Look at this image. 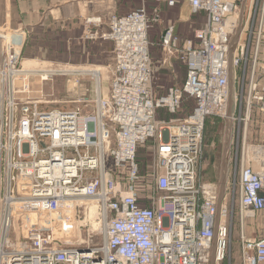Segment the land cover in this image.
<instances>
[{
    "label": "built area",
    "instance_id": "obj_1",
    "mask_svg": "<svg viewBox=\"0 0 264 264\" xmlns=\"http://www.w3.org/2000/svg\"><path fill=\"white\" fill-rule=\"evenodd\" d=\"M165 1L204 15L176 48L183 83L154 96L147 12L113 13L107 31L85 35L113 44L110 92L88 113L39 107L28 74H18L24 34H12L18 54L0 71L10 85L0 139V264H211L213 249L214 263L224 264L236 214L241 264H264V143H248L253 113L264 124V83L256 76L264 0ZM241 14L230 91L227 54ZM87 21L99 25L101 17ZM161 41L176 43L171 27ZM17 75L19 91L11 87ZM49 75L39 74L42 81ZM185 99L194 106L181 116ZM211 116L230 125L231 174L216 227L218 188L200 179L199 167ZM149 140L152 186L143 191L137 150ZM256 215L262 235L245 236L246 219ZM12 230L24 232L23 240L14 235L13 244Z\"/></svg>",
    "mask_w": 264,
    "mask_h": 264
},
{
    "label": "rangeland",
    "instance_id": "obj_2",
    "mask_svg": "<svg viewBox=\"0 0 264 264\" xmlns=\"http://www.w3.org/2000/svg\"><path fill=\"white\" fill-rule=\"evenodd\" d=\"M112 2V0H105ZM113 9L106 11L100 15L91 17L90 19L101 16L99 25L91 22L84 25V31L81 37H77L73 41L70 36L78 34V30L74 31L65 25H59L55 22H49L45 29L49 30L47 37H33V33L27 37L24 36L21 48L13 45V36L15 29H8L6 33H0V71L9 63L8 59L18 54L20 71L28 74L29 82L32 89V98L38 102L42 109H73L79 106L84 109L85 113L92 110L95 99L100 96H107L110 92L111 66L113 64V44L109 41H103L100 38H87V33L97 31H107L108 18L113 14H125L137 8H144L147 12L150 29L148 31L149 41V57L152 68V89L154 96H160L165 92L167 87L178 85L185 78L184 66L177 55V46L183 41L193 36L194 31L203 25L204 17L202 15H191L190 8L183 2H176L169 6L165 0H113ZM188 13L187 19H182L181 14ZM73 28H81L77 23H71ZM83 26V25H81ZM71 27V26H70ZM172 28V34L176 37V43L171 46H165L160 40L161 32L164 28ZM83 30V29H82ZM81 30V31H82ZM19 33V32H17ZM16 33V34H17ZM2 48V53H1ZM18 49V50H17ZM101 49V54L99 50ZM107 50V54L103 55ZM258 64L256 65V76L260 83H264V32H262V42L258 52ZM87 59V60H86ZM169 62L168 68H164V61ZM50 71V75L46 81L40 79L39 74L42 71ZM57 69V70H56ZM70 70V71H69ZM75 70L76 72H72ZM97 70V74L93 71ZM44 73V72H43ZM42 73V74H43ZM8 75V74H6ZM11 75V74H9ZM19 76V75H17ZM9 77H13L12 75ZM4 77L0 76V139L2 133V125L4 113L7 107L8 89L10 87ZM18 78V77H17ZM7 79V77H6ZM22 76L14 82L12 88L19 91L22 84ZM16 98H20L23 94H16ZM14 96V97H15ZM191 107L194 106L190 101ZM82 105V106H81ZM160 119L159 116H157ZM164 120L175 118L173 115H163ZM253 125L250 128L251 137L248 143H264V124L256 118L253 113ZM226 123L223 119L211 116L208 117L204 127L203 155L200 162V179L215 183L219 188V179L222 172V155L223 146L226 141ZM152 141L142 144L137 150V159L139 160L140 177L136 183L137 188L141 190H149L152 186V178L150 176V166L153 162ZM230 151V150H229ZM231 152V151H230ZM229 152V153H230ZM228 153V159H229ZM1 160V159H0ZM230 167L228 166L227 181L230 178ZM3 174L0 170V191L2 190ZM21 190L26 191L27 188L20 186ZM229 196V191H228ZM233 207L237 206V195L234 196ZM226 203V202H225ZM231 202L227 197V206ZM232 205V204H231ZM231 248L224 264H241L240 262V221L239 215L233 217L231 224ZM245 236H260L263 233L262 219L260 216L247 218L244 226ZM10 234L13 244L16 243V237L19 235L23 240L24 232Z\"/></svg>",
    "mask_w": 264,
    "mask_h": 264
},
{
    "label": "crops",
    "instance_id": "obj_3",
    "mask_svg": "<svg viewBox=\"0 0 264 264\" xmlns=\"http://www.w3.org/2000/svg\"><path fill=\"white\" fill-rule=\"evenodd\" d=\"M113 5V0L107 3L105 0H0V33H6L8 29L11 31L13 28L27 37L33 29L38 30L40 28L43 30L49 22H55L59 25L66 24L74 31L78 30V34L70 36L75 41L77 37H81L83 34V27L86 25L85 19L87 21L91 17L111 11ZM77 22L82 23L83 26L79 25L81 28H73L71 23ZM165 29L162 30L161 36ZM99 53L101 54V49ZM106 54L107 50L104 51L103 55ZM164 63V68H168L169 62L165 60Z\"/></svg>",
    "mask_w": 264,
    "mask_h": 264
},
{
    "label": "water",
    "instance_id": "obj_4",
    "mask_svg": "<svg viewBox=\"0 0 264 264\" xmlns=\"http://www.w3.org/2000/svg\"><path fill=\"white\" fill-rule=\"evenodd\" d=\"M248 0H243L242 1V6H246ZM240 25L238 26V28L236 29L233 37H232V43H231V48L228 52V75H229V83H228V87H229V90L231 91L232 90V85H233V81H232V59H233V51L236 47V44L238 43L239 41V35L241 33V30H242V27H243V17H242V14L240 16ZM230 103V101H229ZM229 128H230V125H229V119H227V122H226V130H225V135H226V141L224 143V146H223V155H222V164H221V167H222V172H221V175H220V179H219V188H218V193H217V212H216V221H215V227L218 223V220H219V210L222 206V203H223V198L225 196V191H226V186H227V183H226V178H227V171H228V167H227V157H228V148H229V140H230V135H229ZM213 246H214V243H213ZM210 263L211 264H215L214 263V249L212 251V255H211V258H210Z\"/></svg>",
    "mask_w": 264,
    "mask_h": 264
},
{
    "label": "trees",
    "instance_id": "obj_5",
    "mask_svg": "<svg viewBox=\"0 0 264 264\" xmlns=\"http://www.w3.org/2000/svg\"><path fill=\"white\" fill-rule=\"evenodd\" d=\"M193 15H202V16H204L202 13H198V14H193ZM150 29V28H149ZM149 31V30H148ZM33 33V37H39V39L40 38H45V37H47V35H48V33H49V30H47V29H33V31H31L30 32V34H32ZM30 34L28 35V36H30ZM183 64V63H182ZM183 66H184V64H183ZM184 72H185V66H184ZM185 76H186V72H185ZM185 79V78H184ZM184 81V80H183ZM183 81L181 82V83H179V84H182L183 83ZM190 101L191 100H187V99H185L184 101H183V105H182V108H181V110H180V112H179V115H181V116H184V115H187L188 113H190L191 111H192V109H193V107H191V104H190ZM165 115H168V114H165ZM171 116V115H170ZM207 119V118H206ZM206 123V122H205Z\"/></svg>",
    "mask_w": 264,
    "mask_h": 264
},
{
    "label": "bare ground",
    "instance_id": "obj_6",
    "mask_svg": "<svg viewBox=\"0 0 264 264\" xmlns=\"http://www.w3.org/2000/svg\"><path fill=\"white\" fill-rule=\"evenodd\" d=\"M186 17H188V13H185V12H183L182 13V18H185L186 19ZM94 19V18H93ZM93 19H91L92 21H93ZM57 70V69H56ZM50 71H52L51 69L50 70H48V74H50L49 72ZM70 71V70H69ZM72 72H76L75 70H71ZM95 74H97V70H94L93 71ZM44 75H45V72L43 73Z\"/></svg>",
    "mask_w": 264,
    "mask_h": 264
}]
</instances>
